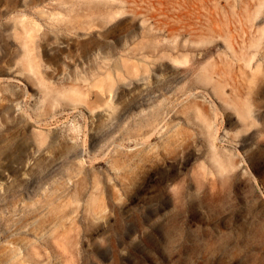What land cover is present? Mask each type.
Segmentation results:
<instances>
[{
  "label": "rangeland",
  "instance_id": "rangeland-1",
  "mask_svg": "<svg viewBox=\"0 0 264 264\" xmlns=\"http://www.w3.org/2000/svg\"><path fill=\"white\" fill-rule=\"evenodd\" d=\"M0 264H264V0H0Z\"/></svg>",
  "mask_w": 264,
  "mask_h": 264
},
{
  "label": "bare ground",
  "instance_id": "bare-ground-1",
  "mask_svg": "<svg viewBox=\"0 0 264 264\" xmlns=\"http://www.w3.org/2000/svg\"><path fill=\"white\" fill-rule=\"evenodd\" d=\"M19 35V34H18ZM20 36V35H19ZM90 41V40H89Z\"/></svg>",
  "mask_w": 264,
  "mask_h": 264
}]
</instances>
